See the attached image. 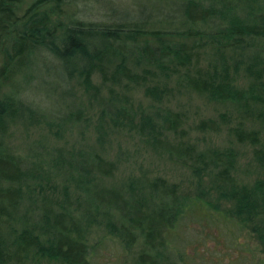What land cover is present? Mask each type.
Masks as SVG:
<instances>
[{
  "label": "trees",
  "instance_id": "1",
  "mask_svg": "<svg viewBox=\"0 0 264 264\" xmlns=\"http://www.w3.org/2000/svg\"><path fill=\"white\" fill-rule=\"evenodd\" d=\"M23 2L0 0V89L11 87L0 95V264H91L98 244L91 234L100 226L124 249L138 243L130 264H175L168 257L175 227L198 205L217 209L214 201L230 203L226 214L254 236L264 254V176L239 184L232 175L233 148L199 149L188 140H168L170 133L182 137V118L154 105L175 77L210 101L239 106L254 115V125L264 127V0L148 5L136 0L132 10L110 8L113 22L72 19L64 0H31L22 7ZM239 72L248 80L244 84L237 83ZM93 73L101 85L92 82ZM32 74L64 88L77 78L84 92L97 97L99 138L106 126L134 131L189 170L195 195L180 193L161 177L128 182L125 190L106 187L100 180L113 173L114 165L97 153H12L4 143L8 121L42 116L18 96ZM124 82L142 86L151 103L134 107L110 88L106 96L99 92L102 85L122 87ZM56 114L49 112L44 123L56 129L85 126L82 110L71 104ZM197 128L218 129L209 118ZM258 128L243 125L232 133L238 143L256 145ZM252 152L263 161L261 149ZM64 173L59 192L56 180Z\"/></svg>",
  "mask_w": 264,
  "mask_h": 264
},
{
  "label": "rangeland",
  "instance_id": "2",
  "mask_svg": "<svg viewBox=\"0 0 264 264\" xmlns=\"http://www.w3.org/2000/svg\"><path fill=\"white\" fill-rule=\"evenodd\" d=\"M30 1L24 0L21 6L25 7ZM64 1L68 3L65 5V13L70 18L93 22H113L109 17L110 8L132 10L135 6L132 4L136 2V0ZM140 1L148 5L150 4L148 2L151 1L153 4V1L156 3L158 0ZM208 51L206 50L207 53ZM43 77L32 74L28 77L27 83L17 89L19 98L35 107L42 115L34 117L43 121L49 112L51 117H55L57 109L67 103L71 104L72 109L82 110L85 126L80 130L68 129L65 126L56 129V126L47 125L44 121L35 122V118L31 122L10 120L4 143L12 153L22 157L30 156V152L36 153L40 149H60L62 152H77L84 155L97 153L114 165L113 173L100 180L106 187L125 190L128 182L140 184L144 178L161 177L166 182L175 184L180 193L195 195V183L189 170L160 149L152 147L134 131L106 126L103 128L105 134L99 138L95 129L98 115L97 97L84 92L77 78L70 79L68 87L64 88L54 86L48 77ZM91 80L94 84L101 85L98 74L93 73ZM247 81L239 72L237 83L244 84ZM121 84L124 86L102 85L99 92L106 96L110 88L117 95L128 97L134 107H144L151 103L144 96L142 86L127 82ZM10 88H1L0 95L8 92ZM167 89L161 102L154 105L177 112L183 121L182 137L177 133L176 135L170 133L167 135L168 140H188L199 149L233 148L237 157L232 175L239 184L246 181L250 183L255 178L264 176V127H259L258 123L254 125L253 114L243 111L235 104L210 101L178 84L175 77L168 81ZM207 118L216 122L218 128L216 131L197 128L198 122ZM243 125L247 128L259 127L260 143L250 145L235 140L232 129ZM253 148L263 151V161L254 159ZM66 175L64 173L56 180L57 191L60 190L62 178ZM203 185L205 187L210 185L207 176L203 178ZM214 199V193L211 191L209 200L213 203ZM214 202L217 209L211 205H198L175 227L173 237L169 241L171 249V253H168L169 259L175 264H264V254L254 236L226 214L225 209H230V203L222 202L218 205L219 201ZM91 235H94L92 241H98L91 251V264H130L132 255L140 249L138 243L130 250L124 249L102 226L95 229Z\"/></svg>",
  "mask_w": 264,
  "mask_h": 264
}]
</instances>
